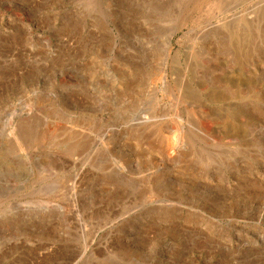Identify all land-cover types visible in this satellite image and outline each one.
<instances>
[{"label":"rangeland","instance_id":"rangeland-1","mask_svg":"<svg viewBox=\"0 0 264 264\" xmlns=\"http://www.w3.org/2000/svg\"><path fill=\"white\" fill-rule=\"evenodd\" d=\"M0 264H264V0H0Z\"/></svg>","mask_w":264,"mask_h":264}]
</instances>
